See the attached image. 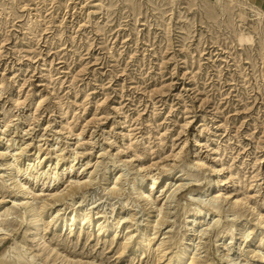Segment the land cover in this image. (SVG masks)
Here are the masks:
<instances>
[{
    "label": "rangeland",
    "instance_id": "rangeland-1",
    "mask_svg": "<svg viewBox=\"0 0 264 264\" xmlns=\"http://www.w3.org/2000/svg\"><path fill=\"white\" fill-rule=\"evenodd\" d=\"M0 227V264H264V0H0Z\"/></svg>",
    "mask_w": 264,
    "mask_h": 264
},
{
    "label": "bare ground",
    "instance_id": "bare-ground-1",
    "mask_svg": "<svg viewBox=\"0 0 264 264\" xmlns=\"http://www.w3.org/2000/svg\"><path fill=\"white\" fill-rule=\"evenodd\" d=\"M11 165H13V164H11ZM12 169H14V166H12ZM169 171H170V169H169ZM172 174L173 173H167L166 175H163V176L162 175L161 176L157 175L156 177H152L153 181L151 183V190L155 188L156 184L158 183V181L161 178L164 179L165 181L169 182ZM121 176H122L121 173L120 174L114 173V174H110L107 177V179H109V181H110L108 188L113 190L114 193L118 189L120 190L119 184L121 183V179H122ZM93 179H94V170L90 172V175L88 176V179L84 180L83 182L82 181L81 182L76 181L74 183V182L70 181V185L68 186L69 188L67 187V189L65 190L67 195L70 196V195L75 194L76 190H79L83 186L89 185ZM172 180H173V178H172ZM145 182H146V178L144 176L141 177L140 182H138L137 185H136V183L134 184L135 185L134 189L135 190H141L140 192H138V195L144 201H147L150 205H152L154 203V201H153V199L151 197V194L149 193V191H146V190L142 189V187H143ZM73 183H74V185H73ZM111 184H112V186L110 187ZM183 186H184L183 183H178L177 185H176V183H173V184L171 183V185L167 188V190H165V192H164V194H165L164 195V197H165L164 200L165 201L159 208H156V211L158 212L157 216H160V219H158L157 222H156V226L157 227L164 223L165 218L167 216L166 214L163 213V211L167 208L166 204L171 202V199L173 198V196H175L177 191H179L180 189L182 190ZM28 189H29V187L25 183L20 182V184L18 186V190L20 192H22L24 195H27L26 198L28 199L26 202H23L24 208L26 210L25 213L27 215L35 216L38 219H41V211H39V208L43 210L45 208V205L42 203V205L40 207H37L32 201H29V199H30L29 194L31 192H29ZM57 192L53 193L54 194L53 195L54 199L61 200L63 195H64V194H62V192H64V191H60L58 193ZM211 197L213 199H217L218 198L217 196H211ZM50 208H53V207L51 206ZM200 211H201V208H200ZM49 217H50V221L51 222L53 220H55V219H56L55 221H57L59 218H61L60 224H61L62 228L65 229V231H67L68 228L71 229V227L76 223L77 219L81 220L83 223H87L88 225H91L93 223V221L90 218L88 219V213L84 212V211L79 213V215L74 213L71 217L68 218V217H66L64 215L60 216V209H54L51 212ZM125 218H126V216H120L119 219L115 223H113V225H111V227L113 229H116ZM125 227L128 228L129 226H125ZM1 229H3V228L0 227V230ZM206 229L207 228H205V229L202 228L199 231V233H201V235L204 234ZM38 230H39V228L36 227L34 235L38 232ZM196 231H197V234H198V230H196ZM201 235H199V238H201ZM132 236H133L132 232L128 231L126 233V235H125V241H126L125 242V246L128 243L127 241H129L132 238ZM38 239L40 240L39 241V245H40L39 246V250L42 251V252H40V254L43 257L48 258L52 252H55L56 256H54V258L58 259L61 264H84L83 262H77L75 260H71L69 256H67L66 254H63L61 251L55 249V247L50 245V243H47L46 240L43 239L42 236H39ZM147 239H148V236H146V232L145 231H140L138 236H137V239H136L137 248L140 247V245ZM158 247H161V244H159ZM188 249H189L188 246L185 247L184 253H186ZM18 257L20 259L29 257L32 260V262L30 264H35L36 263V262H34L35 261V255L34 254L26 255L25 253L19 251L18 252ZM194 260H195V256H192V258L190 259V262H193ZM2 264H12V263L4 262Z\"/></svg>",
    "mask_w": 264,
    "mask_h": 264
}]
</instances>
